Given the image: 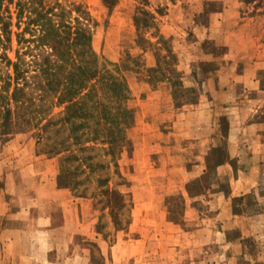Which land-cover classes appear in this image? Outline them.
Instances as JSON below:
<instances>
[{
  "label": "rangeland",
  "instance_id": "obj_1",
  "mask_svg": "<svg viewBox=\"0 0 264 264\" xmlns=\"http://www.w3.org/2000/svg\"><path fill=\"white\" fill-rule=\"evenodd\" d=\"M69 1L90 9L103 59L135 58L127 185L114 166L60 174L42 128L15 119L0 134V197L25 207L23 247L45 264H264V0ZM158 65L195 102L176 104Z\"/></svg>",
  "mask_w": 264,
  "mask_h": 264
},
{
  "label": "trees",
  "instance_id": "obj_2",
  "mask_svg": "<svg viewBox=\"0 0 264 264\" xmlns=\"http://www.w3.org/2000/svg\"><path fill=\"white\" fill-rule=\"evenodd\" d=\"M95 26L82 3L0 0V134L17 118L30 121L42 128L39 141L50 143L43 153L61 156L60 174L73 162L91 173L114 166L118 184L127 185L118 156L130 143L135 109L127 72L135 58L103 59L93 44ZM149 72L156 82L170 83L176 104L197 99V90L184 87L172 70L158 65ZM111 180L96 177L98 186L110 191Z\"/></svg>",
  "mask_w": 264,
  "mask_h": 264
},
{
  "label": "crops",
  "instance_id": "obj_3",
  "mask_svg": "<svg viewBox=\"0 0 264 264\" xmlns=\"http://www.w3.org/2000/svg\"><path fill=\"white\" fill-rule=\"evenodd\" d=\"M246 74V75H245ZM245 80L248 83L259 82L257 74L245 72ZM233 125V124H232ZM253 128V125L250 126ZM261 129V127L259 126ZM47 161V160H46ZM50 159L47 161L49 162ZM13 202L5 201L4 196L0 197V264H45L50 261V256L43 254H34L23 247V236L26 226L21 224L24 219L21 213L25 211V207L21 211L12 212ZM15 205L19 206V201L15 200Z\"/></svg>",
  "mask_w": 264,
  "mask_h": 264
}]
</instances>
